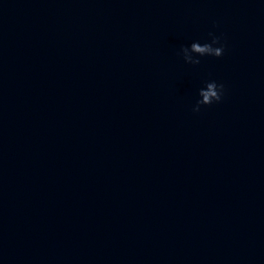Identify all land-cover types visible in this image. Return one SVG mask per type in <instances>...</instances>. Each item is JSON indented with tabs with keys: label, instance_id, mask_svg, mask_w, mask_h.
<instances>
[{
	"label": "water",
	"instance_id": "water-1",
	"mask_svg": "<svg viewBox=\"0 0 264 264\" xmlns=\"http://www.w3.org/2000/svg\"><path fill=\"white\" fill-rule=\"evenodd\" d=\"M0 264H264V0H0Z\"/></svg>",
	"mask_w": 264,
	"mask_h": 264
},
{
	"label": "clouds",
	"instance_id": "clouds-1",
	"mask_svg": "<svg viewBox=\"0 0 264 264\" xmlns=\"http://www.w3.org/2000/svg\"><path fill=\"white\" fill-rule=\"evenodd\" d=\"M211 37V43H200L194 42L191 45V50L199 53L200 56L210 55L214 57H220L223 54L224 46L220 44V37L209 33ZM220 44V47H213V45ZM183 53H187L188 49L186 47L182 48ZM186 62L187 57L184 56ZM199 60L192 61V64H198ZM224 86L223 84H217L215 81L206 83L205 88L199 90L198 95L200 99L196 102V105L193 107V112H198L201 105H210L214 102H219L223 95Z\"/></svg>",
	"mask_w": 264,
	"mask_h": 264
}]
</instances>
